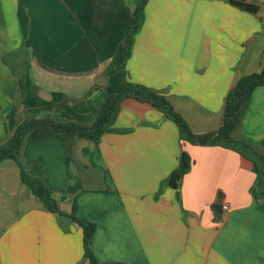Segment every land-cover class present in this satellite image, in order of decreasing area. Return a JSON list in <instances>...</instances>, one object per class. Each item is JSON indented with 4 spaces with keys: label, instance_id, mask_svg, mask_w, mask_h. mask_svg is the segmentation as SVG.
<instances>
[{
    "label": "crops",
    "instance_id": "crops-1",
    "mask_svg": "<svg viewBox=\"0 0 264 264\" xmlns=\"http://www.w3.org/2000/svg\"><path fill=\"white\" fill-rule=\"evenodd\" d=\"M248 1L261 5L258 14L229 0H146L126 80L164 95L193 133L217 130L229 90L261 69L264 0ZM141 2L0 0V144L14 104L17 123H93L119 87V53ZM33 88L42 100L63 97L35 108L23 102ZM239 131L264 152V85L251 92ZM182 151L191 166L174 189L168 181ZM21 158L65 215L34 201L0 232V264H90L73 204L78 221L95 224L89 248L98 264H264V188L251 190V161L182 141L148 103L123 100L97 144L37 128ZM218 196L229 211L212 209Z\"/></svg>",
    "mask_w": 264,
    "mask_h": 264
},
{
    "label": "trees",
    "instance_id": "trees-1",
    "mask_svg": "<svg viewBox=\"0 0 264 264\" xmlns=\"http://www.w3.org/2000/svg\"><path fill=\"white\" fill-rule=\"evenodd\" d=\"M229 2L233 6L251 14H258L261 9V5L255 1L229 0ZM145 3L146 0H142L134 8L125 32L123 47L119 53V65L116 71L120 88L118 91L109 89L108 96L102 103L100 112L91 125L84 126L74 122H58L50 118L26 119L21 123H17L15 120L16 104L13 105L7 115L6 130L10 132V136L4 143L0 144V164L7 159L13 160L19 169L21 183L28 187L31 194L51 213H56L60 216L65 215L60 210L52 191L27 170L21 158V149L25 137L37 128L49 127L58 132H67L75 138L97 144L101 135L110 130L121 102L127 98L148 103L163 113L165 117L177 126L182 141H186L195 146H220L239 153L251 161L253 165L252 170L256 175V179L251 189L252 192L255 193L264 188V152L258 145L253 144L241 135L239 131L251 92L254 88L264 85V56L260 71L239 77L227 93L223 104L219 128L212 132L195 134L190 130L184 119L174 110L164 95L146 86L130 83L124 76L123 67L125 58L132 43L133 32L140 23L139 14ZM62 97L63 95L60 93H53L51 100H42L37 96L36 88H33L25 95L23 102L38 108L51 105L54 101ZM190 166V156L182 151L179 156L178 165L170 175L168 185L177 189L179 181L189 171ZM75 210L76 204H73L72 213L69 217L81 227L84 256L89 260L90 264H98L89 248V240L95 232V224L78 221L74 216Z\"/></svg>",
    "mask_w": 264,
    "mask_h": 264
},
{
    "label": "rangeland",
    "instance_id": "rangeland-1",
    "mask_svg": "<svg viewBox=\"0 0 264 264\" xmlns=\"http://www.w3.org/2000/svg\"><path fill=\"white\" fill-rule=\"evenodd\" d=\"M119 82V80H118ZM119 87L116 91H118ZM42 112H26V116L38 117ZM30 194L28 187L23 185L19 177V169L13 160L7 159L0 164V232L18 214L26 211L32 203L40 202Z\"/></svg>",
    "mask_w": 264,
    "mask_h": 264
},
{
    "label": "water",
    "instance_id": "water-1",
    "mask_svg": "<svg viewBox=\"0 0 264 264\" xmlns=\"http://www.w3.org/2000/svg\"><path fill=\"white\" fill-rule=\"evenodd\" d=\"M212 209L218 214H222L223 213L221 197L220 196H218L217 197V201L214 204H212Z\"/></svg>",
    "mask_w": 264,
    "mask_h": 264
},
{
    "label": "built area",
    "instance_id": "built-area-1",
    "mask_svg": "<svg viewBox=\"0 0 264 264\" xmlns=\"http://www.w3.org/2000/svg\"><path fill=\"white\" fill-rule=\"evenodd\" d=\"M222 209H223L224 211H229V207H228V205H226V204H223V205H222Z\"/></svg>",
    "mask_w": 264,
    "mask_h": 264
}]
</instances>
